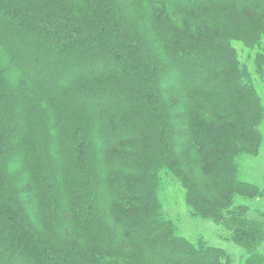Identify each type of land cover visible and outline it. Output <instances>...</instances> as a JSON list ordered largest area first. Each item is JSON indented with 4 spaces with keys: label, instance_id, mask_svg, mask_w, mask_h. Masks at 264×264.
<instances>
[{
    "label": "trees",
    "instance_id": "16d2710c",
    "mask_svg": "<svg viewBox=\"0 0 264 264\" xmlns=\"http://www.w3.org/2000/svg\"><path fill=\"white\" fill-rule=\"evenodd\" d=\"M237 45L264 78V0H0V264H231L167 218L166 178L256 255L235 201L260 194L239 161L264 105Z\"/></svg>",
    "mask_w": 264,
    "mask_h": 264
},
{
    "label": "rangeland",
    "instance_id": "374dc122",
    "mask_svg": "<svg viewBox=\"0 0 264 264\" xmlns=\"http://www.w3.org/2000/svg\"><path fill=\"white\" fill-rule=\"evenodd\" d=\"M237 46L243 63H247L248 56L249 54L251 55L252 60L249 67L252 72L253 82L262 97L264 105V78L259 76L254 67L255 55L262 49H256L249 53L246 50H242V45ZM261 132L263 144L259 154L257 156H243L239 161L240 178L256 185L260 190V194L252 199L238 197L235 201L236 204L246 205L250 209V218L255 220L264 219V123L261 126ZM165 180L168 181V187L163 189L161 201L167 218L176 225L180 235L195 243L203 240L210 246L224 249L231 264H245L251 258L264 264V244L256 251V255L253 254L255 257L231 243L228 240L229 235L226 234L222 227L217 226L210 220L197 219L191 216V211L186 205L184 188L178 180L175 178H166Z\"/></svg>",
    "mask_w": 264,
    "mask_h": 264
}]
</instances>
